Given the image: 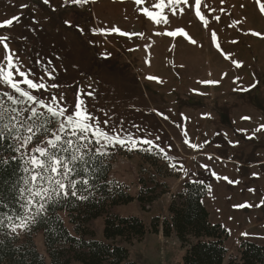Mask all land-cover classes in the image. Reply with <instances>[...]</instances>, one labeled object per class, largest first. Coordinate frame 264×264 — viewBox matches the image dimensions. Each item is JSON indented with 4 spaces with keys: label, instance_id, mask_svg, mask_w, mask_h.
<instances>
[{
    "label": "rangeland",
    "instance_id": "rangeland-1",
    "mask_svg": "<svg viewBox=\"0 0 264 264\" xmlns=\"http://www.w3.org/2000/svg\"><path fill=\"white\" fill-rule=\"evenodd\" d=\"M262 6L264 0H201V20L195 0H0V22L19 17L0 28L7 37L0 66L45 104L55 96L67 114L82 101L99 128L129 141L102 149L111 178L135 198L119 210L123 217L150 226L152 218L169 216L186 183L204 184L210 220L229 232L236 256L242 239L264 246ZM24 79L45 88H28ZM9 96L26 99L0 78L5 107L31 105L50 117L39 104H12ZM50 138L41 129L28 149ZM139 197L154 204L142 209ZM24 231L15 230L20 237ZM36 244L44 254L41 235ZM129 249L137 264H181L184 254L162 233Z\"/></svg>",
    "mask_w": 264,
    "mask_h": 264
},
{
    "label": "trees",
    "instance_id": "trees-1",
    "mask_svg": "<svg viewBox=\"0 0 264 264\" xmlns=\"http://www.w3.org/2000/svg\"><path fill=\"white\" fill-rule=\"evenodd\" d=\"M89 158L88 172L75 177L88 184H78L76 196L69 192L67 198L49 200L43 214L27 221L20 237L12 226L25 216L17 187H24L22 177L27 174L23 158L8 141L0 145V159L8 161L0 167V216L5 217L0 226V264H137L129 247L148 233L175 237L184 249L181 264H264V246L254 242L242 239L237 255L230 254L229 232L211 222L204 204L209 195L206 185L186 183L170 204L169 216L163 220L156 216L147 226L138 217L119 212L135 198L111 178V162L99 154H87L85 159ZM136 201L142 209L154 204L142 197ZM40 235L44 254L36 244Z\"/></svg>",
    "mask_w": 264,
    "mask_h": 264
},
{
    "label": "snow or ice",
    "instance_id": "snow-or-ice-1",
    "mask_svg": "<svg viewBox=\"0 0 264 264\" xmlns=\"http://www.w3.org/2000/svg\"><path fill=\"white\" fill-rule=\"evenodd\" d=\"M47 2L48 0H45V3ZM73 2L77 4L82 2L87 3L88 0H73ZM140 2L142 0H137V3ZM184 2L187 3L188 0H184ZM200 3L201 0H195L197 15L203 20V16L199 12ZM261 11H264V6L261 7ZM163 19L164 22H167L166 17ZM18 20L19 17H13L10 20L0 22V28L11 26L14 22H18ZM156 22L160 23L161 21L157 20ZM179 31L183 34V30ZM120 34L125 35V33ZM166 34L175 36L177 32ZM5 40H7V37L0 36V42ZM192 43L196 42L193 40ZM4 47L7 49V44H4ZM7 59L9 60L8 66L10 68L15 67L11 63V56H8ZM237 66L240 65L237 64ZM17 72L21 77L27 76V73L18 69ZM0 78L6 81L19 96L26 98L25 100H19L9 96L12 104H26L28 102L39 104L40 107L46 108V112L50 114V117H45L44 112L37 111L31 105L26 108L17 109L5 107L0 102V145H3L7 140L11 150L21 153L25 165L24 172L27 174L26 178L22 177L24 187H17L19 197L23 201L22 208L25 211V216L18 217L20 223L12 226V231H15L17 227L26 228L28 220L35 218L36 215L43 214L49 200L57 197L67 198L69 192L72 196H76L77 185L88 184L87 179L80 180L75 178L88 172L91 159H85L87 154H91L92 156L95 154L105 155L106 153L102 149L106 148L109 144H113V141L121 145L129 141L110 135L102 128H99L95 123L96 118L88 113L86 108L81 107L82 101L76 105L74 113L67 114V107L60 106L55 96L51 98L48 104H45L28 91L21 89L19 87L21 81H15L12 72L5 74L3 66H0ZM148 79H155V77H148ZM22 82L27 84L28 88L37 90L45 88L44 84H37L30 79H24ZM204 83L215 82L207 81ZM53 105L56 106L53 107ZM25 112L28 113L27 116H24ZM51 118H56L58 126L55 131L48 128V124L52 122ZM29 121L31 122L29 123ZM21 129L23 130L22 132ZM41 129H43L44 133L49 134L51 138L41 142L43 146L38 145L29 150L28 146L32 144L34 138L41 132ZM66 133L67 135H65ZM102 140L107 143H102ZM143 142L145 144L152 143L148 140ZM91 144L99 145V147L93 151L89 147ZM192 147H196V145H192ZM22 149L24 150L23 152H21ZM7 163V159H0V167H3ZM25 191H27V195H25ZM2 206L0 204V207ZM4 218L0 216V226H3ZM6 218L12 219L10 216Z\"/></svg>",
    "mask_w": 264,
    "mask_h": 264
},
{
    "label": "crops",
    "instance_id": "crops-1",
    "mask_svg": "<svg viewBox=\"0 0 264 264\" xmlns=\"http://www.w3.org/2000/svg\"><path fill=\"white\" fill-rule=\"evenodd\" d=\"M205 203V202H204Z\"/></svg>",
    "mask_w": 264,
    "mask_h": 264
}]
</instances>
